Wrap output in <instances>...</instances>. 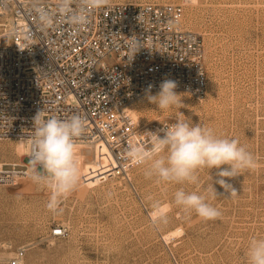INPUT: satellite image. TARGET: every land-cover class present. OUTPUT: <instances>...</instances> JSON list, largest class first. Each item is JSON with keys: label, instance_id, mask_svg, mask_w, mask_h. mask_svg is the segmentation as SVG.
<instances>
[{"label": "rangeland", "instance_id": "rangeland-1", "mask_svg": "<svg viewBox=\"0 0 264 264\" xmlns=\"http://www.w3.org/2000/svg\"><path fill=\"white\" fill-rule=\"evenodd\" d=\"M110 1L178 4L183 26L204 44L205 97L177 92L179 108L160 111L145 95L130 106L136 122L190 120L237 138L258 166L225 178L236 193L215 182L216 168L200 170L198 184H158L145 178L144 166L107 178L108 151L76 143L81 179L55 210L49 208L50 191L30 174L0 185V264L16 256L21 264H247L249 240L264 237V0ZM16 141L0 144V162L31 167L27 155L15 153ZM179 188L206 196L222 216L205 221L186 214L173 203ZM149 196L170 207L159 228L150 221ZM58 228L67 233L54 236Z\"/></svg>", "mask_w": 264, "mask_h": 264}, {"label": "built area", "instance_id": "built-area-1", "mask_svg": "<svg viewBox=\"0 0 264 264\" xmlns=\"http://www.w3.org/2000/svg\"><path fill=\"white\" fill-rule=\"evenodd\" d=\"M174 3L90 0H0V144L26 139L31 160L34 118H86L76 142L102 143L107 178L136 167L123 159L127 143L145 142L164 121L140 126L130 106L163 80L176 92L205 97L208 75L201 36L183 26ZM163 135V133H161ZM30 174L25 162H0V185ZM65 228L53 235L62 237ZM10 264H21L14 257Z\"/></svg>", "mask_w": 264, "mask_h": 264}, {"label": "clouds", "instance_id": "clouds-1", "mask_svg": "<svg viewBox=\"0 0 264 264\" xmlns=\"http://www.w3.org/2000/svg\"><path fill=\"white\" fill-rule=\"evenodd\" d=\"M90 3L92 7L100 8L107 4V0H90ZM152 87L148 85L145 89L146 97L160 111L179 108L181 97L175 91L177 83L174 80H163L155 95L151 94ZM41 112L34 118L33 135L29 138L30 178L50 191L49 208L55 210L61 198L71 193L80 182L82 170L76 141L86 131V118L79 114L63 120L44 118ZM123 159L134 166H144L145 178H155L158 184H198L200 170L216 168L219 171L215 182L231 193L236 192L225 178L236 177L258 166L257 158L237 138L218 136L213 129L193 125L187 119H177L175 123L164 124L156 132H147L145 142L127 143ZM224 165L227 167L222 168ZM212 190L215 193L213 187ZM148 200L151 201L152 226L159 228L167 224L169 205L152 196ZM173 203L186 214L195 212L205 221L222 216L218 208L207 202L206 196L195 191L187 192L184 188L175 191ZM245 255L247 264H264V237H252Z\"/></svg>", "mask_w": 264, "mask_h": 264}, {"label": "bare ground", "instance_id": "bare-ground-1", "mask_svg": "<svg viewBox=\"0 0 264 264\" xmlns=\"http://www.w3.org/2000/svg\"><path fill=\"white\" fill-rule=\"evenodd\" d=\"M131 113H132L133 117L136 118V115L132 111H131ZM76 143H82V142H76ZM96 144L100 145L102 149L105 148V146L102 143H100V142H97ZM100 146H97V149H100ZM15 153L19 157H24L25 155H28V153H29V143H28V141L26 139H18L16 141ZM107 171H108V169H107ZM166 238H169V237L166 236Z\"/></svg>", "mask_w": 264, "mask_h": 264}]
</instances>
